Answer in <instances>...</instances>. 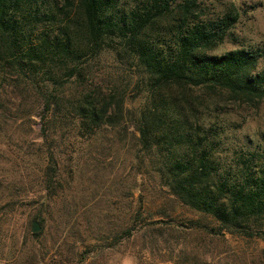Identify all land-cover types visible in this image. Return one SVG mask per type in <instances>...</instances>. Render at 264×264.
Returning <instances> with one entry per match:
<instances>
[{"label": "trees", "instance_id": "trees-1", "mask_svg": "<svg viewBox=\"0 0 264 264\" xmlns=\"http://www.w3.org/2000/svg\"><path fill=\"white\" fill-rule=\"evenodd\" d=\"M238 16L234 6L209 12L205 0H0V86L15 74L34 88L45 137L63 112L93 133L122 114L123 96L84 85L88 60L106 50L130 60L146 84L135 127L163 184L219 230L264 237V146L221 155L222 97L253 108L264 101L259 49L210 53ZM71 81L75 92L58 91ZM46 157L50 189L58 172L51 149Z\"/></svg>", "mask_w": 264, "mask_h": 264}, {"label": "rangeland", "instance_id": "rangeland-1", "mask_svg": "<svg viewBox=\"0 0 264 264\" xmlns=\"http://www.w3.org/2000/svg\"><path fill=\"white\" fill-rule=\"evenodd\" d=\"M205 6L213 13L234 6L239 14L230 37L210 53L259 49L256 71L264 73V0H205ZM85 67L84 85L123 96L122 114L93 133H81L63 112L52 117L54 134L50 129L45 137L34 88L15 74L0 86V264H264L262 235L219 230L155 172L135 127L144 74L110 50ZM76 83L58 91L75 92ZM216 107L222 156L264 146V101L253 108L222 97ZM49 149L58 172L50 189L44 187ZM36 216L42 222L32 232Z\"/></svg>", "mask_w": 264, "mask_h": 264}, {"label": "water", "instance_id": "water-1", "mask_svg": "<svg viewBox=\"0 0 264 264\" xmlns=\"http://www.w3.org/2000/svg\"><path fill=\"white\" fill-rule=\"evenodd\" d=\"M39 229H40V225H39L38 221L33 220L32 221V227H31L32 232H37V231H39Z\"/></svg>", "mask_w": 264, "mask_h": 264}]
</instances>
